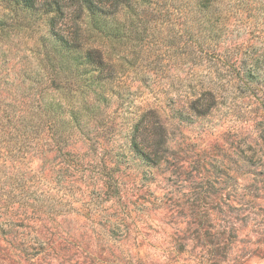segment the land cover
<instances>
[{"label": "rangeland", "instance_id": "374dc122", "mask_svg": "<svg viewBox=\"0 0 264 264\" xmlns=\"http://www.w3.org/2000/svg\"><path fill=\"white\" fill-rule=\"evenodd\" d=\"M27 20L33 30L11 31L2 51L11 77L37 86L30 48L44 24ZM165 31L129 41L130 64L101 108L99 127L114 132L100 130L101 147L34 157L43 180L30 207L19 200L0 214V264H264V81L236 79L210 115L180 116L192 71L166 49ZM149 109L167 129L151 161L126 138Z\"/></svg>", "mask_w": 264, "mask_h": 264}, {"label": "trees", "instance_id": "16d2710c", "mask_svg": "<svg viewBox=\"0 0 264 264\" xmlns=\"http://www.w3.org/2000/svg\"><path fill=\"white\" fill-rule=\"evenodd\" d=\"M29 17L44 24L30 48L43 70L37 86L11 77L2 51L11 31L33 30ZM160 27L169 37L166 49L192 71L182 82L180 116L210 115L220 88L236 79L264 81V0H0V214H15L19 200L31 206V187L43 180L33 172L34 157L43 164L77 143L101 147L107 127L98 125L101 108L130 64L129 41L154 37ZM112 46L121 53L114 56ZM127 134L131 151L148 161L167 143L166 126L152 109Z\"/></svg>", "mask_w": 264, "mask_h": 264}]
</instances>
